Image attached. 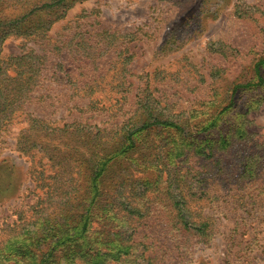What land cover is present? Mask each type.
Segmentation results:
<instances>
[{
	"label": "rangeland",
	"instance_id": "rangeland-1",
	"mask_svg": "<svg viewBox=\"0 0 264 264\" xmlns=\"http://www.w3.org/2000/svg\"><path fill=\"white\" fill-rule=\"evenodd\" d=\"M29 51L41 57L43 75L18 121L0 136V243L48 204L40 202L44 182L57 169L37 148L17 149L19 132L28 128L25 113L49 130L64 124L114 129L144 96L161 112L181 113L189 127L205 118L202 111L227 105L241 84L222 124L244 122L247 136L214 158L186 151L169 172H149L159 182L136 198L143 196L145 212L133 224V241L143 251L137 264H264V65L259 73L254 68L264 57V0H84L51 25L45 40L11 36L1 44L3 57ZM257 74L262 83L244 86ZM135 137L146 158L155 155V144L161 152L172 146L159 127ZM37 140L52 148L64 137ZM246 157L260 162L254 177L241 174ZM176 172L187 174L189 188L182 182L167 188L165 178ZM168 190L185 196L193 215L214 219L207 243L170 224L175 210Z\"/></svg>",
	"mask_w": 264,
	"mask_h": 264
},
{
	"label": "trees",
	"instance_id": "trees-1",
	"mask_svg": "<svg viewBox=\"0 0 264 264\" xmlns=\"http://www.w3.org/2000/svg\"><path fill=\"white\" fill-rule=\"evenodd\" d=\"M82 1L0 0V136L18 121L24 103L43 75L38 54L29 51L3 57L2 42L11 36L45 40L51 25L62 19L76 2ZM263 65L264 57L254 64L255 71L259 73ZM256 79L255 83L244 86L263 82L260 74ZM240 86L235 85L227 105L214 113L202 111L205 118L199 117L189 127L181 113L161 112L155 100L144 96L136 102L131 116L114 129L96 125L91 129L86 124L70 129L64 124L49 130L42 126L43 120L25 113L28 128L19 132L17 149L37 148L57 169L50 176L51 181L44 182L47 190L40 202L48 204L38 208L31 220L19 224L18 230L0 243V264H137L143 251H137L139 244L133 241V224L144 217L145 209L143 196L140 200L136 198L159 182L149 172H169L173 160L186 151L210 159L217 151L231 146L234 140H243L247 136L244 122L228 129L222 124ZM199 112L192 110L188 117ZM157 127L166 133V139L171 138L172 146L161 152L157 151L159 144H155L152 146L156 149L155 155L146 158L139 152L142 140H136L135 135ZM50 136L64 137V140H58L52 148L37 140V137L48 139ZM61 145L63 152L53 155L52 151ZM241 166L244 177H254L260 162L246 157ZM178 174L165 178L169 190L178 188L181 182L187 185V174ZM169 190L168 205L175 210L173 216H168L170 224L207 243L212 236L214 219L203 214L193 215L195 207L185 196L177 198Z\"/></svg>",
	"mask_w": 264,
	"mask_h": 264
}]
</instances>
